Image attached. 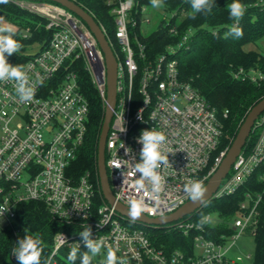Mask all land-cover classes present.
Instances as JSON below:
<instances>
[{
    "label": "built area",
    "instance_id": "obj_1",
    "mask_svg": "<svg viewBox=\"0 0 264 264\" xmlns=\"http://www.w3.org/2000/svg\"><path fill=\"white\" fill-rule=\"evenodd\" d=\"M21 9L46 20L52 31L49 42L24 60L7 57L12 66H21L35 83L34 95L27 101L16 93L15 80H0V231L10 230L17 238L21 227L15 207L26 201L42 202L53 217L75 227V231H60L53 237L48 259L57 264L62 248H88V241L104 240L124 264H237L241 256L228 257L236 239L243 233L253 236L260 220V194L245 191L244 199L229 225L234 232L223 241L203 234L204 227L186 217L174 225L185 235L191 229L194 256L181 251L171 254L158 248L144 226L120 215L104 198L99 181L87 172L74 177L71 166L84 143L88 101L78 81L77 66L83 64L102 105H107V65L104 53L94 34L76 14L50 1L13 0ZM139 0H107L112 5L114 37L103 32L117 61L116 100L112 108L105 140V168L116 201L130 208L134 200L143 201L146 216L167 215L191 199L186 185L199 180L204 186L218 169L229 146H222V123L215 108L190 82L181 79L176 47L187 43L190 31L182 35L177 46L153 59H148L145 44L129 26L136 27L137 14L142 23L149 22L145 5ZM176 34L175 28L170 29ZM28 29L22 36L27 35ZM143 33V32H142ZM30 46V47H32ZM235 77L258 83L263 74L239 69ZM228 110L223 112V116ZM157 130L165 135L162 154L165 163L157 170L162 177L159 192L151 191L145 182L136 186L141 173L135 166L143 162L142 134ZM254 139L247 145L249 137ZM264 180V110L253 123L250 134L235 157L226 176L220 181L213 198L232 195L247 187L252 178ZM200 209V208H199ZM183 220V221H182ZM206 224L219 221L206 214ZM264 222V217H263ZM88 230L89 235L82 233ZM99 255L94 264H101ZM250 255H247L249 258ZM9 264H20L12 251Z\"/></svg>",
    "mask_w": 264,
    "mask_h": 264
},
{
    "label": "trees",
    "instance_id": "obj_2",
    "mask_svg": "<svg viewBox=\"0 0 264 264\" xmlns=\"http://www.w3.org/2000/svg\"><path fill=\"white\" fill-rule=\"evenodd\" d=\"M72 1L87 11L97 24L102 25L111 39L114 37L115 24L111 13L112 5H108L107 0ZM231 3L232 0H214L210 12L202 9L193 14L191 0H158L159 7L157 8L152 7L151 0H139V7L145 5L146 8L171 13V16L168 19L160 17L156 27L148 34L141 32L139 12L136 27L129 26L130 35L136 34L145 44L148 59H153L165 52L168 46H177L182 35L190 31L187 43L176 47L177 51L174 54L178 62L180 77L197 88L204 99L215 108L222 123V146L229 147L248 111L264 98V54L256 50L245 49V45L264 39V0H242L245 13L238 23L229 15L228 6ZM1 17L17 25L15 39L19 41L21 47L16 53L8 56L14 60H26L30 55L24 52L26 48L35 43L43 47L52 36V31L45 28V19L19 8L13 0L0 4ZM37 22L41 24L40 27L37 26ZM234 25L242 29L243 35L239 38L228 35L230 28ZM171 28H175L177 33H172ZM27 29V35L23 37L22 34ZM239 69L244 71L254 69L262 73L263 78L258 83H254L247 78L235 77ZM76 70L81 90L88 101L89 112L84 143L70 171L74 177L87 172L97 181L98 185L97 146L105 110L84 65L79 64ZM225 110H228V114L223 116ZM253 139L251 134L246 146H250ZM247 190L262 196L258 207L260 220L254 235L255 247L252 264H264V180L254 177L250 179L247 187H242L234 194L214 198L205 203L207 209L218 214L219 221L216 224H206L202 220V217L206 215V213L203 214L204 205L186 217L203 225V234L207 238L223 241L225 237L234 232L229 222L238 210L239 203L244 199ZM15 211L21 232L15 238L7 228L0 231V264H9L10 252L27 235H39L42 238L43 264V261L48 259L55 234L60 231L69 233L76 230L74 226L53 217L46 206L39 201L18 203ZM144 227L152 242L168 254L178 250L186 257L194 256L193 235L198 232L197 229H191L189 234L185 235L181 229H177L172 224L162 227ZM70 250L68 248L60 250V255L56 257L57 264H69L67 256ZM89 251L86 247L78 249L74 264H81L82 255ZM92 264H94V259ZM144 264L156 263L145 260Z\"/></svg>",
    "mask_w": 264,
    "mask_h": 264
},
{
    "label": "clouds",
    "instance_id": "obj_3",
    "mask_svg": "<svg viewBox=\"0 0 264 264\" xmlns=\"http://www.w3.org/2000/svg\"><path fill=\"white\" fill-rule=\"evenodd\" d=\"M8 0H0V4H6ZM153 8L159 7L158 0H151ZM214 0H191V8L193 14L200 12L202 9L205 12H210L213 8ZM229 7V15L234 20L239 19L245 13V5L242 0H232ZM228 35L239 38L243 35L242 29L238 26H232ZM21 47V44L15 39V28L11 24L0 26V80L8 79L16 81V93L20 100L27 101L32 99L34 95L35 83H29V77L21 66H12L8 63L7 57L16 53ZM7 54V55H6ZM143 162L135 166V171L141 173L140 178L136 180V186L143 188L145 182L150 185L151 191L159 192L161 187L162 177L158 174V169L165 163V157L162 154V145L165 142V135L157 130L144 131L142 134ZM186 190L191 194L193 199H199L205 192L204 185L199 180H194L186 185ZM143 210V201L134 200L130 205V215L136 218ZM87 237L89 232L87 229L82 233ZM89 252L82 255L81 264H92L93 258L96 257L105 243L103 239L97 242L88 241ZM43 241L39 235H27L26 238L15 248L12 249L13 255L19 260L20 264H42ZM76 247H73L68 253L67 260L69 264H74L77 259ZM115 249L108 247L106 256L101 264H124V259L116 255ZM43 264H51L49 259H45Z\"/></svg>",
    "mask_w": 264,
    "mask_h": 264
},
{
    "label": "water",
    "instance_id": "obj_4",
    "mask_svg": "<svg viewBox=\"0 0 264 264\" xmlns=\"http://www.w3.org/2000/svg\"><path fill=\"white\" fill-rule=\"evenodd\" d=\"M35 1H50L60 4L61 6L67 8L68 10L76 14L78 17H80L89 27V29L92 31L99 46L101 47L104 53L106 65H107V79H106L107 105L104 111V121L97 146V170H98L99 186L103 198L110 205L114 206L115 210L120 215L125 216L128 219L136 220L138 222L153 227H162L173 224L174 222L182 219L183 217L190 215L194 211L198 210L205 203L212 200L213 194L216 191L220 181L228 173L230 166L232 165L235 157L237 156L240 149L244 145L247 137L249 136L254 121L256 120L258 115L264 110V98L261 99L258 103H256L248 111L224 159L222 160L218 169L213 173V175L210 177V179L204 186L205 192L203 193L201 198L199 199L191 198L183 205H181L178 209L167 215L151 218L141 212L139 216H137L136 218H132L129 212L130 208L116 201L112 193L105 168V140L108 132L109 123L112 117V108L114 107L116 100L117 61L99 25L95 22L93 17L87 11H85L75 2H73L72 0H35Z\"/></svg>",
    "mask_w": 264,
    "mask_h": 264
},
{
    "label": "rangeland",
    "instance_id": "obj_5",
    "mask_svg": "<svg viewBox=\"0 0 264 264\" xmlns=\"http://www.w3.org/2000/svg\"><path fill=\"white\" fill-rule=\"evenodd\" d=\"M170 16H171V13H168L162 10L147 8L146 17L149 19V22L142 23L143 34H148L150 31H152L156 27L160 17H164L168 19ZM9 24L14 26L15 31L17 30V25L13 21L5 17L0 18V26H6ZM40 25L41 24L37 22V26L40 27ZM21 32H23V30H21ZM36 49H37L36 46L28 47L24 50V52L26 54H31L35 52ZM245 49L256 50L264 54V39H261L257 41L256 43H249L245 45ZM205 205L203 207L204 209L202 208L203 214L206 213V214H209L211 217L214 216L215 213L207 209ZM254 247H255L254 236L250 232L243 233L236 239L235 244L228 252V257L235 258L236 256H241L242 260L238 261L237 264H252ZM106 252H107L106 250L101 249V252L98 254L99 255L98 258L100 260H103L104 257L106 256ZM247 255H250V257L247 258Z\"/></svg>",
    "mask_w": 264,
    "mask_h": 264
}]
</instances>
